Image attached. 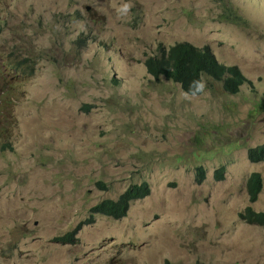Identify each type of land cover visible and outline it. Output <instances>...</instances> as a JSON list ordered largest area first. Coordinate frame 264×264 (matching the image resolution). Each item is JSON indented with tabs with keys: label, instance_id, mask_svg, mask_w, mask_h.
I'll return each instance as SVG.
<instances>
[{
	"label": "rangeland",
	"instance_id": "obj_1",
	"mask_svg": "<svg viewBox=\"0 0 264 264\" xmlns=\"http://www.w3.org/2000/svg\"><path fill=\"white\" fill-rule=\"evenodd\" d=\"M222 2L237 24L219 17ZM15 7L0 0V19ZM12 24L0 29V129L11 147L0 151V264H264V224L239 215L264 209V185L250 200L245 184L253 171L264 183V161L246 156L264 143V0H48L42 54L22 46L32 70L8 65L29 35L28 20ZM180 41L209 45L252 83L230 94L205 78L190 95L153 79L145 58ZM107 95L120 99L76 120L79 102ZM140 181L150 193L125 216L96 213L76 242L52 240Z\"/></svg>",
	"mask_w": 264,
	"mask_h": 264
},
{
	"label": "clouds",
	"instance_id": "obj_2",
	"mask_svg": "<svg viewBox=\"0 0 264 264\" xmlns=\"http://www.w3.org/2000/svg\"><path fill=\"white\" fill-rule=\"evenodd\" d=\"M13 1L15 3L16 7H15V9L13 11L5 14L0 19V29H8L9 27H11L13 25L12 21L16 20L17 17H20L21 20H28L29 35H28V41L27 42H22V43L18 44V47H19L18 53H20L21 56H14L12 59H10L11 62H8V65L10 66V63H12L13 68L15 70H19V71L21 69L32 70V69H34V65H35V61L33 60V59H35V57L31 53L23 54L22 53V46L24 44H27V43H32V46H36V45L39 46L40 55L42 54V52L44 50V46L40 42V26L44 22L45 12H46V9H47L48 0H13ZM22 4H24V5L27 4L28 11H27L26 15L20 14L22 12V10H23V5ZM221 7H222V12L219 14L220 18H224L226 21H231V22H234L236 24L238 23V21L241 20L240 16L238 14L234 13V11H232L233 8H232V6L229 3L222 2L221 3ZM228 14H229V16H228ZM181 42L188 43V41H180V42H176V43H181ZM204 47H209V45H205V46L199 47V48H204ZM168 48H169L168 46L165 47L162 44L158 43L156 45V48H155V53L152 54V55H149L148 57L145 58L144 65H145L146 70H147V72L149 74H150V72L147 69L146 60L149 59V58L158 56L159 53L165 52ZM213 55H215V54L213 53ZM215 57H216V55H215ZM216 59L219 61V59L217 57H216ZM220 63H223V62H220ZM223 65H225V63H223ZM225 66H237V68L240 70V68L238 67L237 63H235V62L232 63V65H225ZM240 72L244 76L245 81L242 84L239 85L238 91H239L240 87L243 84H245L247 82L248 83H252V81L250 79H248L242 73L241 70H240ZM16 75H20V74L17 73ZM150 75L155 80H158V79L162 78L164 80H168V81H170L172 83H175V84H177V86L180 87V89L183 92H185L187 94H190V95H198V94H200L203 91V87L205 86V78H210L212 80L221 82L222 88L224 89L222 80L214 79L211 76H205L202 79H199L198 84H197V89L198 90L196 92H187V91H185L182 88L180 82H177L174 79L166 78V77H163L161 75H158L157 77H154L152 74H150ZM5 82H6V80H4V84H5ZM71 89L74 90V92H72V95H74V93H76V88L72 85ZM224 91H226V90L224 89ZM238 91L235 92L234 94L238 93ZM226 92L230 93L228 91H226ZM96 99H97L98 103H96L94 100H82L81 102H79L75 106L74 111H75V113L77 115L76 116V120L78 122H81L83 120V117L86 116L91 111L102 109L103 106L109 105L110 103L114 104L116 102V99H120V98L117 95H114V96L107 95V96H105L103 98L101 96L100 97H96ZM5 100L6 99L3 96H0V106L2 105L3 101H5ZM101 132H103V131H101ZM261 145H264V143H261V144H258V145L252 146V147H248L247 152H246V156H247V159L249 161H250V159L248 158V151L251 150V149H255V147H258V146H261ZM6 149H11V147L9 145V140L5 136V134L2 131V129H0V151H5ZM262 161H264V160H262ZM250 162H253V161H250ZM258 162H261V161H258ZM258 162H253V163L257 164ZM199 169H203V171H204V178L202 179V181H204L205 178H206L207 172H206V169L204 167H202V166H199L197 168V170H196V181H197V176H198ZM223 172H224V167L223 166H221L218 169H216L215 170V178L216 179L222 178ZM253 172H256V171H253ZM253 172H251V173H253ZM250 174H249L248 178L250 177ZM248 178L246 179V182H245L247 193H248V198L250 200H255L257 198V196H258V193H260V190L262 189V185H264V183H263L262 177L260 175L261 187H260L259 191L257 192L255 198H250V194H249L248 187H247ZM202 181H197V182H202ZM141 182H143V181L130 183L129 185H127L124 188L123 191H121L118 194V196L116 198H111V197H102V198H100L99 200H97L96 202H94L90 206L89 214L86 217L78 220L71 228L64 230V232L54 235L52 237V240L60 242V243H74V242H76V240L78 239V236H79L80 229L82 228V225L87 223V222L93 221L94 220V216H95L96 213H100V214H104V215H107V216H111V217L116 218V219L122 218L123 216H125L127 214V210L130 207V203L133 200L142 198V197H144V196H146V195H148L150 193L151 185H150V183L148 181H146V182L148 183L149 190H148V192L146 194H144V192H143V193H139V194L132 195V196L129 195L127 198L124 197L122 199L125 211L122 214H120V215H114L112 213H109V211H112L114 209H112L111 206L107 205V203L102 201V200L103 199H113V200L116 201V200H118L119 195L121 193H123L131 184H134V183L139 184ZM97 184L100 185L101 187H103V184L101 182H99ZM247 206H250L255 211H264V209H255V208H253V206L251 204H246L242 209L239 210L240 217H242L243 219H245L247 221H250V222H257V223L264 224V222H259V221H256V220H249L245 216L246 215V207ZM123 232H124V230H123ZM125 232H130V230H125ZM132 232H133V230H132ZM113 236H114L115 240L118 238V236L117 237L115 235H113Z\"/></svg>",
	"mask_w": 264,
	"mask_h": 264
},
{
	"label": "trees",
	"instance_id": "obj_3",
	"mask_svg": "<svg viewBox=\"0 0 264 264\" xmlns=\"http://www.w3.org/2000/svg\"><path fill=\"white\" fill-rule=\"evenodd\" d=\"M168 47L165 52L146 60L147 69L154 77L161 75L180 82L182 88L187 92H196L199 79L205 76L222 80L224 89L231 94L237 92L239 85L245 81L237 66H225L220 63L209 47L199 48L189 42L174 43ZM248 158L253 162L264 160V145L249 150ZM203 178L204 171L199 169L197 181H202ZM247 187L250 198H255L261 187V178L258 172L250 174ZM148 190L146 181L139 184L134 183L119 195L118 200L103 199L102 201L114 209L109 213L120 215L125 211L122 200L124 197L127 198L129 195L143 192L146 194ZM245 216L249 220L264 222V211H255L250 206L246 207Z\"/></svg>",
	"mask_w": 264,
	"mask_h": 264
}]
</instances>
